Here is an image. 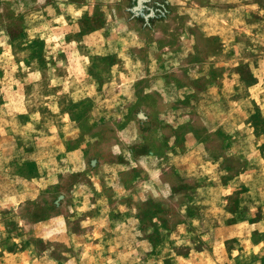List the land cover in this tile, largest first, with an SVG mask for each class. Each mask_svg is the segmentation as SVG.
<instances>
[{"label":"rangeland","instance_id":"1","mask_svg":"<svg viewBox=\"0 0 264 264\" xmlns=\"http://www.w3.org/2000/svg\"><path fill=\"white\" fill-rule=\"evenodd\" d=\"M0 264H264V0H0Z\"/></svg>","mask_w":264,"mask_h":264},{"label":"crops","instance_id":"2","mask_svg":"<svg viewBox=\"0 0 264 264\" xmlns=\"http://www.w3.org/2000/svg\"><path fill=\"white\" fill-rule=\"evenodd\" d=\"M192 153H194L195 155H196V154H197V155H200V156L203 155V157L205 156V159L208 158L209 160H208V159H207V160H208V161H211V162H207V165L211 164V166H207V168H206L207 170H203V171H201V175H203V176H204V175H209V174H208L209 171H210L209 169H211L212 166H214V165H213L214 163H217V160L207 157L206 154L204 153V151H203L201 148H199V147H197ZM203 157H202V158H203ZM204 162H205V161H204ZM204 162H203V163H204ZM205 163H206V162H205Z\"/></svg>","mask_w":264,"mask_h":264}]
</instances>
